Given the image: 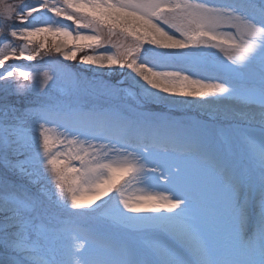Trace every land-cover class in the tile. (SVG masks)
Masks as SVG:
<instances>
[{
	"label": "rangeland",
	"instance_id": "374dc122",
	"mask_svg": "<svg viewBox=\"0 0 264 264\" xmlns=\"http://www.w3.org/2000/svg\"><path fill=\"white\" fill-rule=\"evenodd\" d=\"M80 2L0 0V264H264V31L225 24L213 30L223 39L201 36L183 49L151 43H163L152 32L134 51L139 41L119 30L56 14L82 20L69 7ZM187 2L264 28L251 6L259 0ZM44 27L103 39L74 60L52 51L26 59L39 46L24 37ZM109 57L127 62L108 66ZM199 85L227 91H171H206ZM105 165L139 171L91 207H74L72 196L100 191ZM124 199L150 210L128 212Z\"/></svg>",
	"mask_w": 264,
	"mask_h": 264
},
{
	"label": "snow or ice",
	"instance_id": "6c2138e0",
	"mask_svg": "<svg viewBox=\"0 0 264 264\" xmlns=\"http://www.w3.org/2000/svg\"><path fill=\"white\" fill-rule=\"evenodd\" d=\"M252 8L255 12L264 16V0H259L258 3H252ZM45 8L47 3L45 0ZM74 11L78 12L82 20L76 17L67 15L64 12H56V9L51 11L56 12L57 15H64L66 19L74 21L76 24L89 27L98 26L96 30L99 32L101 29L106 28L110 32L119 30L122 34L132 37L134 40L139 41L135 45L134 51H139L143 46V41L147 39V35L152 32L159 33L163 37V43L159 39L152 40L153 44H160L161 47L167 49H183L189 46H195L201 36H208L212 40L223 39L213 31L225 24L237 27L244 25L249 34L255 35L256 33L264 31V28L257 27L254 22H249L244 19L240 14L231 12L228 9L213 8L200 3H190L187 0H81L76 5H69ZM86 21V22H85ZM162 21L168 27L175 29L179 36H184L188 39V43H184L180 39L170 35L158 23ZM145 33V35H139ZM41 37L36 40V37ZM24 38L28 39L29 43L38 44V50L35 55H29L26 59H35L41 52L47 54L49 51L62 53L65 59L74 60L77 52L81 47L90 46V44H97L102 41V36L90 37L80 36L74 40L70 33L62 29H54L51 27H44L32 32H29ZM77 44L71 53L64 51L67 47ZM218 47L219 45H214ZM252 52V47H244L238 53L237 58L240 60L245 59V56ZM242 53V54H241ZM21 57H24L21 54ZM91 61V58H86ZM229 59H232L229 56ZM116 57H109L107 61L108 66H117L126 63ZM137 71H139L137 69ZM9 76L12 74L9 73ZM20 77L27 78V73H19ZM45 83L52 79L47 72L44 74ZM153 77L159 76V73L152 72ZM145 80L152 83L148 76H144ZM187 79V77H184ZM190 84H196L195 81H189ZM161 84H155L154 87H161ZM199 87L206 89V91L191 92L187 88L171 89V91H179L187 95L204 96L208 93L220 91H227L225 87L214 85H199ZM167 90V89H166ZM49 130L45 129V132ZM43 134V133H42ZM45 148L48 145V137H44ZM108 168L110 176L104 180L103 183L97 185L100 189L94 195H81L72 196V203L74 207L83 208L91 207L97 201L109 196L114 189L124 180V178L134 171H139L133 165L127 166H112L105 165ZM95 169H93V172ZM120 195L123 197V193ZM155 199V197H149ZM123 207L126 211L131 213H141L150 210V205H133L127 199L122 201ZM165 205H159V208H164ZM175 208L176 205L167 206ZM155 211V210H153Z\"/></svg>",
	"mask_w": 264,
	"mask_h": 264
},
{
	"label": "bare ground",
	"instance_id": "6f19581e",
	"mask_svg": "<svg viewBox=\"0 0 264 264\" xmlns=\"http://www.w3.org/2000/svg\"><path fill=\"white\" fill-rule=\"evenodd\" d=\"M249 215H251V213H249ZM192 240V238L189 236V235H187V236H185V237H182L181 238V241L182 242H189L190 243V241ZM198 253V252H197ZM199 254V253H198ZM203 257V256H202ZM205 258V257H204Z\"/></svg>",
	"mask_w": 264,
	"mask_h": 264
}]
</instances>
